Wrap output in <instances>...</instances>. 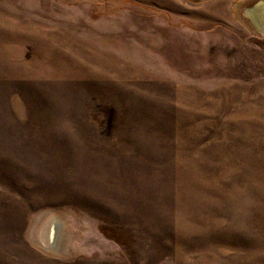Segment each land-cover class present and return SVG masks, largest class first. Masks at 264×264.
Returning <instances> with one entry per match:
<instances>
[{
    "label": "rangeland",
    "instance_id": "obj_1",
    "mask_svg": "<svg viewBox=\"0 0 264 264\" xmlns=\"http://www.w3.org/2000/svg\"><path fill=\"white\" fill-rule=\"evenodd\" d=\"M259 2L0 0V264H264Z\"/></svg>",
    "mask_w": 264,
    "mask_h": 264
},
{
    "label": "bare ground",
    "instance_id": "obj_2",
    "mask_svg": "<svg viewBox=\"0 0 264 264\" xmlns=\"http://www.w3.org/2000/svg\"><path fill=\"white\" fill-rule=\"evenodd\" d=\"M251 18L257 23L258 27L264 32V3L259 2L257 3L251 10H250ZM22 23V24H21ZM0 28L14 30V32L18 31V28L21 29L23 26V22H14V23H0ZM25 24V23H24ZM26 26V25H25ZM57 37V36H56ZM2 37H0L1 39ZM51 39V38H50ZM49 41L54 43L51 39ZM52 48V47H51ZM57 56H55L56 67L52 70L54 73L59 74H86V75H93V74H104V68H102L100 61L92 60L93 56H89L88 59L82 57V55L70 51H65L63 48L59 47ZM94 53V52H93ZM96 55V54H95ZM49 57V56H48ZM88 57V56H86ZM20 71V70H19ZM40 236L44 245L47 247H56L59 243L63 226L61 220L57 216H49L44 222L42 223Z\"/></svg>",
    "mask_w": 264,
    "mask_h": 264
},
{
    "label": "crops",
    "instance_id": "obj_3",
    "mask_svg": "<svg viewBox=\"0 0 264 264\" xmlns=\"http://www.w3.org/2000/svg\"><path fill=\"white\" fill-rule=\"evenodd\" d=\"M255 5H256V4H255ZM255 5H254V6H255ZM253 21H254V20H253ZM254 24H255V25L257 26V28H258V25H257V23H256L255 21H254Z\"/></svg>",
    "mask_w": 264,
    "mask_h": 264
}]
</instances>
